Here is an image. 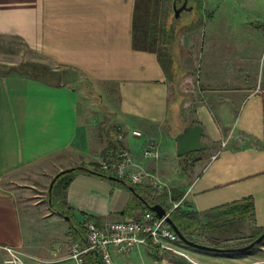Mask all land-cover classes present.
I'll list each match as a JSON object with an SVG mask.
<instances>
[{
	"label": "crops",
	"instance_id": "0c3cea01",
	"mask_svg": "<svg viewBox=\"0 0 264 264\" xmlns=\"http://www.w3.org/2000/svg\"><path fill=\"white\" fill-rule=\"evenodd\" d=\"M168 1L176 22L166 23L167 50L175 49V43L186 46L178 36L203 31L197 81L203 99L189 122L176 119L175 124L169 116L174 102L169 70L159 50L150 46V38L136 31L142 13L150 8L159 11L161 2L0 0V35L19 37L92 85L115 86L117 93L109 91L108 104L119 124L117 137L122 135L116 150L110 146L113 138L92 150L71 78L54 81L0 72V264L8 257L6 245L23 253L24 264H75L69 258L70 245L64 242L67 235L74 241L69 220L65 217V234L57 214L42 211L36 216L31 208L38 205H23L15 182L33 167L56 174L96 163L102 156L112 157L119 146L155 172L164 187L180 190L179 204L187 203L202 215L249 198L255 211L251 219L264 228V2ZM184 3L187 8L176 17L175 7ZM192 50L196 49L188 47ZM183 108V102L175 101V117ZM190 124L203 127L206 147L184 158L177 154L175 137ZM152 138L159 142L157 158L143 156V147ZM138 185L153 188L149 182ZM130 198L129 191L107 179L77 172L66 191V206L79 223L89 217L103 224L146 210L122 214ZM172 201L168 197L166 205ZM38 222L43 229L38 230ZM113 255L115 260L122 257L116 251Z\"/></svg>",
	"mask_w": 264,
	"mask_h": 264
},
{
	"label": "rangeland",
	"instance_id": "374dc122",
	"mask_svg": "<svg viewBox=\"0 0 264 264\" xmlns=\"http://www.w3.org/2000/svg\"><path fill=\"white\" fill-rule=\"evenodd\" d=\"M253 1L264 2V0ZM152 2H161L162 6L160 10L155 13L151 8L144 11L142 17L140 16L141 19L137 21L136 31L142 34V38H150V46L159 50V55L163 58L169 70V81L172 87L171 91H173L174 101L169 114L170 121L173 124L176 123V119L177 122H189L193 117L196 104L203 99V95L201 94L203 89L199 90L201 86L197 84V81H199L198 77L201 76V65L203 60L202 53L199 51L200 33L202 34L203 31H201L202 29L200 28V30H191L185 37L183 35L178 36L186 46L180 48L177 47L175 43V49L167 50L164 45V40H168L165 36V27L168 22L174 21L171 18L174 14L168 0H166V4H163L164 0H152ZM184 17L185 16H183V18ZM175 22L176 21H174V23ZM180 23L182 24L183 20ZM146 43L142 44L147 45ZM188 47L192 49L195 48L196 50L188 51ZM0 63L15 67L11 70L15 73H18V70H20L24 72V74L34 73L41 78L49 79V73L53 71L58 73L59 79H63V77H67L68 79L71 78V81H73L71 86L76 87L79 94L80 112L85 119L87 133L92 140V150L96 151L103 143L107 142L108 138H113L115 147L121 142L120 138L117 137V131H115V128H117L119 124H116L113 120L111 111L109 110L111 101L108 99V93L109 91L114 95L117 93L114 85L104 84L99 86L97 84L92 85L88 83L86 79L77 74L76 71L63 67L59 68L52 60L46 58L38 51L29 48L19 37L0 35ZM51 80L56 81L54 78ZM177 100H179L180 103L183 102L186 108H183L181 114L175 117L173 108ZM82 127L81 125L80 130ZM150 140L156 141L159 146V142L153 138L148 139L146 143ZM198 153L199 152H193L183 155L182 157L192 158ZM106 159H108V157L102 156L98 158L99 161L97 160L96 163L98 164L100 161ZM26 174L27 175L22 179L15 182V187L18 189V192L19 190L22 192L20 196L22 204H26L27 206L37 204L38 206L31 208L36 216L42 211L45 213L53 212L57 214L61 229L65 234H68V225L65 216L58 214L57 209L51 204V183L58 173L49 172L47 169L36 170V168L33 167L30 168ZM151 189L152 193L154 190H160L154 187ZM164 189V191H161L162 194L161 192L158 194H151V200L155 201L157 197L163 194L167 195V197H171V199L173 196L178 197L180 195V190H173L171 186H165ZM174 193L178 195H174ZM58 197L60 199L58 204L61 211L65 214H70L67 206L63 204L64 197L62 192ZM173 202L174 201L171 202V206L166 205L167 210L170 212L175 209L173 205L176 202ZM177 207L187 208L188 204H179ZM146 210L151 211L150 209ZM236 216L237 214L230 211L229 208L222 209L221 212L218 213L211 212L202 214L200 220L203 225L207 224V227L202 226L197 231L189 232L188 237L198 243L213 247L238 248L250 244L264 232V228H257L255 226L251 217L240 219L236 218ZM36 226L38 230L43 229V225L40 222H38ZM64 242L71 247L72 240L68 235ZM182 245L185 252L192 260L172 251L164 252L154 246L142 245L135 247L128 254H120L122 257L115 261L116 264H264V239L252 249L237 253H219L191 249L185 246L183 242Z\"/></svg>",
	"mask_w": 264,
	"mask_h": 264
},
{
	"label": "built area",
	"instance_id": "2783aa9c",
	"mask_svg": "<svg viewBox=\"0 0 264 264\" xmlns=\"http://www.w3.org/2000/svg\"><path fill=\"white\" fill-rule=\"evenodd\" d=\"M136 135H141L136 131ZM122 140V135H119ZM226 141L223 145H226ZM143 156L157 158L159 146L154 140L145 144ZM102 172H112L115 176L128 179L134 184L149 182L154 188L162 189L163 182L157 174L138 163L129 149L119 147L117 153L98 163ZM179 205L174 203L173 208ZM170 213V211H168ZM86 231L85 242L72 241L69 258L75 264H89L86 256L92 253L100 264H116L113 251L119 254H128L139 246L151 245L161 251H172L189 260L185 252L182 239L165 217L158 218L153 211L146 210L139 216H125L118 220L98 224L97 221L85 218L81 222ZM8 257L4 264H24L23 253L14 247L3 246Z\"/></svg>",
	"mask_w": 264,
	"mask_h": 264
},
{
	"label": "trees",
	"instance_id": "16d2710c",
	"mask_svg": "<svg viewBox=\"0 0 264 264\" xmlns=\"http://www.w3.org/2000/svg\"><path fill=\"white\" fill-rule=\"evenodd\" d=\"M14 68L15 67H11L10 65L0 64V72H3L4 74L7 72H10ZM18 71L21 74H24V72H21L20 70H18ZM49 74H50V78H49L50 80L53 78L56 81L61 80L58 77V73L52 71ZM29 75L34 77V78L39 77L34 73H30ZM110 146L116 150V147H115L113 142H111ZM77 172H85V173H89L92 175L102 177L104 179L109 180L113 184L120 186V187L126 189L127 191H129L131 194V198H130L127 206L125 207L124 211L122 212V214L131 215L135 210H137L139 208L140 209H149L145 205V202L130 190L129 186H134L136 192L139 193L141 196H143V198L149 204L159 203V204H162L163 206H166V200L168 199L167 195L157 197V200L152 201L150 198V195L152 194L151 188L147 187L146 189H143L142 187H140V185L134 184L128 179H124L126 181V183H120L118 181H113V180L109 179V176H115V175L112 172H102L97 163H92V164H88V165H86V164L74 165L71 168H68L66 171L59 172L54 177L53 184L51 187V204L53 205V207H55L57 209V211L59 213L65 215L67 220H69L70 232L73 235L74 240H76V241H80V242L84 243L86 240V231L83 228L82 224L75 221V219L70 214H68V213L65 214L61 211L59 204H58L60 201L58 195H60V193L62 192L63 197H64L63 204L66 205V191H67L68 186H69L70 182L72 181L74 175ZM145 190H146L147 195L145 194ZM180 198H181V195H179L178 197H176V196L172 197L173 201H175V202L180 200ZM54 199H55V201H54ZM227 208H229V210L232 211L233 213L237 214L236 218L244 219L246 217H253L255 215L254 205L252 203V200L249 198H245L242 201H235L229 205H225L222 207L211 209L209 211V213H211V212L218 213V212H221L222 209H227ZM206 214H208V213H206ZM170 216L173 219V221L176 223V225L180 228V230L187 237L189 236L188 235L189 232L197 231L202 226L207 227V224L203 225L202 221L200 220L201 214L198 213L197 211L191 209L189 206L187 208L177 207V208L173 209L170 212ZM87 218H89V217H87ZM97 223H98V221H97ZM185 246H187V245H185ZM187 247L193 249L192 247H189V246H187ZM86 259H87V262L89 264H100L98 262V260L96 259V257L92 253L88 254L86 256Z\"/></svg>",
	"mask_w": 264,
	"mask_h": 264
},
{
	"label": "water",
	"instance_id": "95a60500",
	"mask_svg": "<svg viewBox=\"0 0 264 264\" xmlns=\"http://www.w3.org/2000/svg\"><path fill=\"white\" fill-rule=\"evenodd\" d=\"M187 8V3H184L181 7L177 8L175 7V14L176 17H178L183 9ZM203 127L200 124H190L187 125L181 133H179L175 137V141L177 143V154L180 156L190 154L193 152L200 151L206 147V145L202 142V135H203ZM67 169L63 170L66 171ZM62 171V172H63ZM109 179L113 181H118L120 183H126V181L122 178H119L117 176H109ZM53 184V181L51 183V186ZM130 190L135 193L140 199H142L145 202V205L153 211L158 218L165 217L166 221L173 227V229L179 234L181 237L183 244L192 247L193 249H199L204 251H210V252H219V253H237V252H244L247 250L252 249L254 246H256L258 243H260L264 239V232L256 238L254 241H252L250 244L244 246V247H238V248H218L213 247L205 244L198 243L194 240L189 239L176 225V223L173 221V219L170 216V213L168 212L167 208L163 206L162 204L156 203V204H149L143 196H141L139 193L136 192L134 186H129Z\"/></svg>",
	"mask_w": 264,
	"mask_h": 264
},
{
	"label": "bare ground",
	"instance_id": "6f19581e",
	"mask_svg": "<svg viewBox=\"0 0 264 264\" xmlns=\"http://www.w3.org/2000/svg\"><path fill=\"white\" fill-rule=\"evenodd\" d=\"M183 242V241H182Z\"/></svg>",
	"mask_w": 264,
	"mask_h": 264
}]
</instances>
